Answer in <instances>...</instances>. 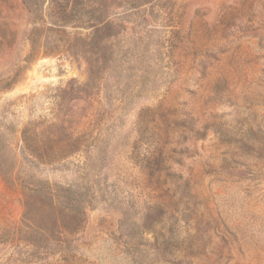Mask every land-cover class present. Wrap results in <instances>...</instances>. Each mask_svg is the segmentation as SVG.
Instances as JSON below:
<instances>
[{"label":"rangeland","instance_id":"374dc122","mask_svg":"<svg viewBox=\"0 0 264 264\" xmlns=\"http://www.w3.org/2000/svg\"><path fill=\"white\" fill-rule=\"evenodd\" d=\"M1 163L0 264H264V0H0Z\"/></svg>","mask_w":264,"mask_h":264},{"label":"trees","instance_id":"16d2710c","mask_svg":"<svg viewBox=\"0 0 264 264\" xmlns=\"http://www.w3.org/2000/svg\"><path fill=\"white\" fill-rule=\"evenodd\" d=\"M1 5H2V4H1ZM1 24H2V25L4 24V20L1 21ZM2 35H3V34L1 33V36H2ZM33 47H34V42H33ZM78 139H79V137H76V138H74V140H73V142H75L74 145L77 144V145H76V150L71 149V148H70V149H69V148H66V149H63V151L66 152V153H72V152L77 151L78 147H81V145H82V144H80V143L78 142ZM23 141H24V143H25V148L27 149L26 151L30 152V154H31L32 156H35L36 158H40L38 155H36V154L32 151V149L30 148V146H28V145L26 144V143H27L26 138H24ZM69 145H70V144H69ZM69 145H67V146H65V147H68ZM0 166H1V171L3 172V174H5V173H4V169H3V164L1 163ZM33 190H34V189H31V191H33ZM81 208H82V206H80V208L78 209V214L83 213V211L81 210ZM82 209H83V208H82ZM81 215H82V214H81ZM80 223H81V219L78 220L77 225H80Z\"/></svg>","mask_w":264,"mask_h":264}]
</instances>
